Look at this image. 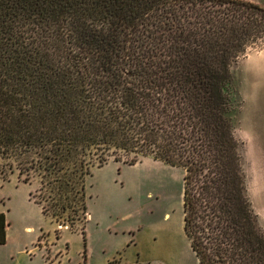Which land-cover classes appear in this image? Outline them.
<instances>
[{"label":"trees","instance_id":"1","mask_svg":"<svg viewBox=\"0 0 264 264\" xmlns=\"http://www.w3.org/2000/svg\"><path fill=\"white\" fill-rule=\"evenodd\" d=\"M250 47L264 7L247 0H0V182L36 184L72 226L93 170L162 162L198 264H264L233 119Z\"/></svg>","mask_w":264,"mask_h":264},{"label":"rangeland","instance_id":"2","mask_svg":"<svg viewBox=\"0 0 264 264\" xmlns=\"http://www.w3.org/2000/svg\"><path fill=\"white\" fill-rule=\"evenodd\" d=\"M247 1L264 7V0ZM263 49L250 47L247 51L257 56L264 54ZM244 62L245 58L241 57L232 66L237 88L235 123L242 105L238 72ZM235 132L242 143L240 152L251 201V164L246 144L236 127ZM9 179L11 184L0 182V211L5 216V242L0 245V264L49 263H45V254L41 252L29 261V256L20 255L19 250H60L61 256L54 264H109L113 257L138 264H198L182 232L183 173L178 168L145 161L133 167L108 163L93 170L85 182V219L72 226L42 214L41 206L35 204L41 200L39 194L34 193L36 184L22 185L16 174ZM257 222L264 231V217L257 215ZM82 227L83 236L80 234ZM85 236L84 248L82 237ZM10 257L14 258L13 263L8 260ZM48 257L58 256L48 254Z\"/></svg>","mask_w":264,"mask_h":264},{"label":"water","instance_id":"3","mask_svg":"<svg viewBox=\"0 0 264 264\" xmlns=\"http://www.w3.org/2000/svg\"><path fill=\"white\" fill-rule=\"evenodd\" d=\"M242 57L245 62L238 72L242 105L235 127L246 144L251 164L250 202L254 212L264 217V54L255 56L246 51Z\"/></svg>","mask_w":264,"mask_h":264},{"label":"crops","instance_id":"4","mask_svg":"<svg viewBox=\"0 0 264 264\" xmlns=\"http://www.w3.org/2000/svg\"><path fill=\"white\" fill-rule=\"evenodd\" d=\"M0 213H3L2 211H0ZM5 229V228H4ZM39 252H41V253H43V254H45L44 255V257H45V263H47L48 261H50L51 262V264H54L57 260H58V258H59V256H61V251L60 250H50L49 252L47 251V250H19L18 251V253L21 255V254H25L26 256H29V261H32L33 260V258L36 256V254L37 253H39ZM48 254H50V255H54V256H58L57 258H55V257H48ZM118 254H120V253H118ZM82 258H83V262L85 263L86 262V250H84L83 251V253H82ZM53 259V260H52ZM115 259H117V258H112L111 260H110V262H109V264L113 261V260H115ZM11 263H13V260H14V258H9L8 259ZM117 261L119 262V264H136V261L135 262H132V261H125V262H122V260H121V258H118L117 259ZM7 264V263H6Z\"/></svg>","mask_w":264,"mask_h":264},{"label":"flooded vegetation","instance_id":"5","mask_svg":"<svg viewBox=\"0 0 264 264\" xmlns=\"http://www.w3.org/2000/svg\"><path fill=\"white\" fill-rule=\"evenodd\" d=\"M183 226H184V218H183V213H182V232H183V234H184V230H183ZM83 229V230H82ZM82 229H81V231L82 232H80V234L83 236V234L82 233H85L84 232V227H82ZM82 240H83V244H84V248H85V246H86V236H85V238L83 239V237H82ZM67 249V248H66ZM84 250H86V249H84ZM83 250V251H84ZM193 254V253H192ZM194 255V254H193ZM137 256H138V254H137ZM195 257V256H194ZM50 258V257H49ZM196 259V258H195ZM196 261H197V259H196ZM49 263L48 264H51V262L50 261H48ZM197 263H198V261H197ZM110 264H119V262L117 261V259H115V260H113ZM136 264H138L137 263V261H136Z\"/></svg>","mask_w":264,"mask_h":264}]
</instances>
